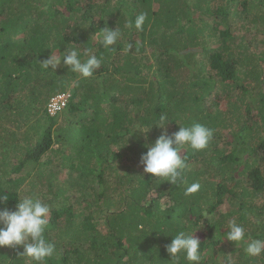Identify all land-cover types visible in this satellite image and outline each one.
<instances>
[{
  "label": "trees",
  "instance_id": "16d2710c",
  "mask_svg": "<svg viewBox=\"0 0 264 264\" xmlns=\"http://www.w3.org/2000/svg\"><path fill=\"white\" fill-rule=\"evenodd\" d=\"M142 13L147 19L138 31ZM104 27L122 33L114 50L101 44ZM86 48L101 69L81 101L83 81L61 113L50 116L45 107L26 113L28 101H16L17 92L31 98L36 81L53 76L40 63L65 49H78L83 59ZM56 69L65 78L48 83L58 92L77 74L63 61ZM262 86L264 0H0V119L15 114L28 139L14 170L36 169L49 151L68 163L65 181L54 183L50 175L43 183L40 198L51 208L45 235L55 245L46 264H171L166 246L181 230H197L202 264H264V256L246 255L245 244L223 239L229 221L242 225L247 237L264 239ZM160 114L168 117L169 135L193 123L214 133L203 151L181 152L187 168L175 185L145 174L140 164L145 145L163 130H139ZM56 142L62 147L54 150ZM1 152L13 153L0 144ZM12 156L3 159L10 163ZM1 174L0 193L9 199L0 210L15 211L26 178ZM193 183L199 190L185 195ZM22 251L0 248V264H25Z\"/></svg>",
  "mask_w": 264,
  "mask_h": 264
},
{
  "label": "clouds",
  "instance_id": "9594fccd",
  "mask_svg": "<svg viewBox=\"0 0 264 264\" xmlns=\"http://www.w3.org/2000/svg\"><path fill=\"white\" fill-rule=\"evenodd\" d=\"M146 19V14L138 15L135 20V29L143 31ZM126 27H132V24L129 23ZM100 31L103 36L102 46L105 49L114 50L113 46L116 45L121 37V31L118 28L112 30L108 27H104ZM60 52L55 51L54 53L57 57L52 54L40 64L47 70L51 68L53 73H59V69L57 70L56 68L63 61L69 71L77 74V76L70 79L72 82L68 86L69 90L53 92L46 99L44 107L50 116L61 113L67 107L72 99L71 89L76 87L81 81H83V84L77 90L76 101L79 97L82 99L83 93L81 94V91L86 92L87 89L89 90L93 85L91 84L93 83L92 79L99 77L94 75L101 67V60L91 48L84 49L83 59L78 49H65L61 55ZM53 73L50 75H53ZM50 77L46 76L37 80L32 86L35 89L34 91L40 90L42 87L47 88L50 85L48 83ZM42 82H45L44 86L46 87H40ZM21 97H18V100ZM55 100L59 101L60 109L56 113L51 114L48 111V107ZM61 101H64V103L62 104ZM168 123L167 115L160 114L158 120L146 131L139 130L147 133L153 126L163 130L154 143L145 145L147 151L141 154L140 164L145 174H150L155 179L175 185L183 181L184 172L187 168L185 158H182L181 152L187 149H191L193 152L203 151L208 147L214 133L212 129L203 124L193 123L191 126H179L178 131L169 135L166 128ZM136 131L137 129H133L125 134L127 137L126 144L129 137ZM199 188L200 185L198 183H193L186 187L185 195L194 194ZM8 199L7 194L0 193V202H7ZM261 204L262 202L259 203V205ZM50 214V205L38 196H24L17 199L15 211H10L7 208L0 210V248L8 247L16 250L22 247L23 251L18 252V256L19 258H24L25 264H46L55 252V245L45 235L49 228ZM227 229L224 232L223 239L235 242L236 246L245 244L244 252L249 257L264 256V239L247 237L245 228L235 221H229ZM196 231L181 230L171 236V243L166 246V252L171 257V264H182V260L186 264H202L204 253L199 239L195 236Z\"/></svg>",
  "mask_w": 264,
  "mask_h": 264
},
{
  "label": "rangeland",
  "instance_id": "374dc122",
  "mask_svg": "<svg viewBox=\"0 0 264 264\" xmlns=\"http://www.w3.org/2000/svg\"><path fill=\"white\" fill-rule=\"evenodd\" d=\"M260 38H262V36H260ZM100 42V39H97ZM253 41V39H252ZM255 41V40H254ZM253 41V42H254ZM255 43V42H254ZM256 46H258L260 48V44L258 42L255 43ZM262 47V46H261ZM262 50V48H261ZM101 69V68H99ZM98 69V70H99ZM52 73V72H50ZM61 76L58 73H53V79H57L60 78ZM116 77H118V75H116ZM79 79V78H77ZM54 81V80H52ZM101 81V80H99ZM45 82H42L40 84V87L44 86ZM54 83L50 84L47 88H42L40 90H36L33 91V89H30L31 92L34 93V95L29 99V97L26 96H22L21 97V93L20 91L17 92V97H21L19 100L16 101H28L25 104H22V106H24V108L26 110H28V112L26 113H32L35 110L39 109L41 111H43V107L45 106V101L46 99L53 93L56 91V86H53ZM73 87V84H72ZM71 87V88H72ZM70 88L68 87L67 90H69ZM262 89L264 90V86H262ZM88 90V89H87ZM262 90V92H263ZM83 93V91H81V94ZM80 94V95H81ZM81 97L77 98V101H81L80 100ZM252 99V98H251ZM256 100L258 101L259 98H256ZM252 100H250L251 102ZM38 102H40V105L38 104ZM252 103L256 106H258L260 103H257L256 101H252ZM14 114V112H13ZM38 116H42L41 114H39ZM38 116H34L32 117V119L27 123L30 124V126L32 125H36V121L38 119ZM15 114L13 117L9 118L7 121L6 120H2L0 119V136L4 137L3 139H0V144L4 147L6 146L7 149L10 152H13L15 154L12 153V155H9L7 157V154L3 155L2 152L0 154V174L3 175L5 174V172H8L10 174L9 177L11 178H17L19 176L26 178L23 181L22 186H20L17 190V192L20 194V198L24 197V196H38L41 197L42 192H44L45 187L43 186L44 181H46L47 183V178L48 176L52 175L51 180L55 183V182H60V181H65L67 179V173L66 170L63 169V167H66L68 163L63 162L62 158L60 156L57 155H53V153L51 151H49L48 153H46L43 158L41 159V161L39 162L38 166L36 169H32L31 166H27L25 168V170L20 171V173H16L14 169H16L17 166H19L25 159V153L28 150L26 149H22V147L26 146L28 147V144L26 143V137L24 135V133H27L26 129H20V127H23L22 122L17 121L16 119H14ZM72 119V117L70 118ZM14 121V122H13ZM64 123H60L59 125L58 123L54 125L53 127V135L55 137V139H59L61 136V125ZM4 127V128H3ZM1 128H3L1 130ZM9 131L14 132V135L16 134L17 137H12L14 135H11ZM3 142H5V144H3ZM17 144H20V150L17 147ZM62 147V144L59 143H55L53 146L54 150H57L59 148ZM14 157L12 162L9 163V161H4V157L6 158H10V157ZM4 162V165H3ZM29 173V174H27ZM45 183V185H46ZM259 205V203H258ZM226 208L221 205L220 209H219V214L223 215L225 213ZM213 219V222L215 221V216L212 215L211 216Z\"/></svg>",
  "mask_w": 264,
  "mask_h": 264
},
{
  "label": "built area",
  "instance_id": "2783aa9c",
  "mask_svg": "<svg viewBox=\"0 0 264 264\" xmlns=\"http://www.w3.org/2000/svg\"><path fill=\"white\" fill-rule=\"evenodd\" d=\"M61 100V99H59ZM62 104L64 103V101H61ZM60 109L59 107V101L55 100V101H52V103L49 104V107H48V111L49 113L51 114H54L57 112V110Z\"/></svg>",
  "mask_w": 264,
  "mask_h": 264
}]
</instances>
